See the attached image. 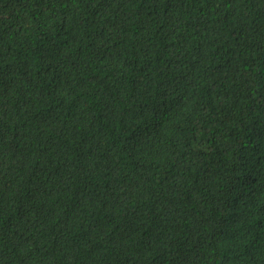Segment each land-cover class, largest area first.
<instances>
[{
	"label": "trees",
	"instance_id": "16d2710c",
	"mask_svg": "<svg viewBox=\"0 0 264 264\" xmlns=\"http://www.w3.org/2000/svg\"><path fill=\"white\" fill-rule=\"evenodd\" d=\"M0 264H264V0H0Z\"/></svg>",
	"mask_w": 264,
	"mask_h": 264
}]
</instances>
